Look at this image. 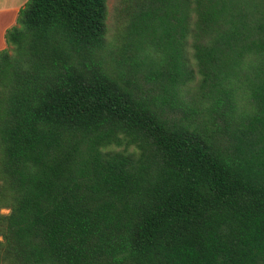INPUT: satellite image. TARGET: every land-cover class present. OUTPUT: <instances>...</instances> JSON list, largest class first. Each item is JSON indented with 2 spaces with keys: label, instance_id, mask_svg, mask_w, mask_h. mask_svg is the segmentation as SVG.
Wrapping results in <instances>:
<instances>
[{
  "label": "trees",
  "instance_id": "trees-1",
  "mask_svg": "<svg viewBox=\"0 0 264 264\" xmlns=\"http://www.w3.org/2000/svg\"><path fill=\"white\" fill-rule=\"evenodd\" d=\"M27 0L0 51V264H264V0Z\"/></svg>",
  "mask_w": 264,
  "mask_h": 264
},
{
  "label": "crops",
  "instance_id": "crops-1",
  "mask_svg": "<svg viewBox=\"0 0 264 264\" xmlns=\"http://www.w3.org/2000/svg\"><path fill=\"white\" fill-rule=\"evenodd\" d=\"M27 0H0V51L6 48L4 35L6 30L15 25L17 14ZM1 214L8 211L1 210Z\"/></svg>",
  "mask_w": 264,
  "mask_h": 264
},
{
  "label": "rangeland",
  "instance_id": "rangeland-1",
  "mask_svg": "<svg viewBox=\"0 0 264 264\" xmlns=\"http://www.w3.org/2000/svg\"><path fill=\"white\" fill-rule=\"evenodd\" d=\"M119 0H107V9H108V26L110 28V32L115 25V15H116V7L118 5Z\"/></svg>",
  "mask_w": 264,
  "mask_h": 264
}]
</instances>
